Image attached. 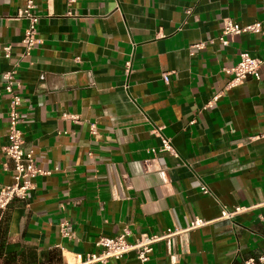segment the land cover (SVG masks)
<instances>
[{"label": "crops", "instance_id": "1", "mask_svg": "<svg viewBox=\"0 0 264 264\" xmlns=\"http://www.w3.org/2000/svg\"><path fill=\"white\" fill-rule=\"evenodd\" d=\"M26 3L0 0V188L13 182L3 77L17 64L23 150L50 174L0 211V264H78L126 230L129 243L180 232L151 264L262 256L264 67L230 90L224 69L243 52L264 59V33L219 38L226 18L263 21L264 0H33L39 44L25 57ZM224 207L245 210L227 221ZM195 220L206 225L190 229Z\"/></svg>", "mask_w": 264, "mask_h": 264}, {"label": "built area", "instance_id": "2", "mask_svg": "<svg viewBox=\"0 0 264 264\" xmlns=\"http://www.w3.org/2000/svg\"><path fill=\"white\" fill-rule=\"evenodd\" d=\"M69 4H73L76 0H67ZM26 8L19 12V17L30 20L31 24L23 38L25 57L29 56L33 48L39 44L37 39L38 18L32 14L34 9L33 0H26ZM246 33H264V20L251 25L241 26L230 18H226L223 22L222 34L219 38L223 46H228V37L238 36ZM203 44L196 46L201 49ZM6 57L11 56V47L4 48ZM19 65L14 66L4 74L5 91L10 96V113L8 125V145L4 148L6 156L13 164V182L11 185L0 188V211H5L14 200L26 201L30 194L35 190V180L38 177L49 175L50 172L40 169L35 160L33 152L25 153L23 150L24 137L20 129L22 98L17 90L20 89V83L17 79V69ZM264 67V59L253 58L249 53H240L239 62L231 67L225 68L224 72L230 76V82L226 89L230 90L243 85L249 78L260 80L261 71ZM219 96L213 98V102L217 101ZM69 118V117H68ZM71 119V118H70ZM92 134H96L95 126H91ZM162 151L168 152L178 157L171 140L163 138ZM203 194H210L207 187H202ZM244 208L237 207L228 210L226 207L222 210V220L232 221L236 216L244 213ZM206 225L202 220H195L191 223L190 229H197ZM64 234L70 237V228L67 224L62 227ZM180 233L178 230H169L164 236L141 235L134 243H129L127 238L130 231L126 230L122 235L116 238H99L95 244L99 250L98 253H90L86 256L76 255L78 264H106L110 260H122L129 253L135 252L138 264H151L155 245L164 239H170ZM70 264V263H67ZM244 264H264V254L257 259L250 258Z\"/></svg>", "mask_w": 264, "mask_h": 264}]
</instances>
